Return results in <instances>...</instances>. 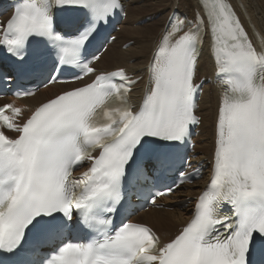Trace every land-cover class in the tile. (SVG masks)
Returning a JSON list of instances; mask_svg holds the SVG:
<instances>
[{
  "label": "snow or ice",
  "instance_id": "snow-or-ice-1",
  "mask_svg": "<svg viewBox=\"0 0 264 264\" xmlns=\"http://www.w3.org/2000/svg\"><path fill=\"white\" fill-rule=\"evenodd\" d=\"M200 7L192 21L170 18L138 107L128 98L137 81L124 68L98 72L100 56L85 55L122 10L120 0H17L0 22V50L25 66L23 77L6 83H54L53 72L74 68L75 80L92 78L27 115L13 103L0 106L4 264H264V36L254 43L258 33L250 36L230 0H201ZM205 26L221 88L211 175L191 218L161 244L148 226L126 218L117 225L115 217L173 167L200 123L194 77ZM85 162L88 169L74 176ZM194 178L181 171L179 182L148 198L155 204Z\"/></svg>",
  "mask_w": 264,
  "mask_h": 264
},
{
  "label": "bare ground",
  "instance_id": "bare-ground-1",
  "mask_svg": "<svg viewBox=\"0 0 264 264\" xmlns=\"http://www.w3.org/2000/svg\"><path fill=\"white\" fill-rule=\"evenodd\" d=\"M235 6L238 14L237 5L241 4L244 8V17L240 14L242 22L249 34L253 32L264 36V0H230ZM126 17L120 31L116 34L115 41L106 49L97 61L96 68L98 72H108L124 68L128 75L134 74L135 77L142 76L149 58L155 49L156 41L161 38L164 32L163 27L168 15L173 12L186 14L192 21L197 10H200L197 0H128L126 3ZM246 19V20H245ZM146 20L144 25H138L141 21ZM137 39V41H135ZM130 43L127 48L124 45ZM198 61L197 80L206 79L214 72L209 61L207 50L204 48ZM143 80L139 81L131 94L134 97L142 88ZM84 83V82H82ZM60 86L53 85L37 95L26 98L21 101L12 102L15 106L25 110V115L30 110H34L42 103L54 98L65 90H70L82 84ZM217 94L215 88L206 85L203 88V94L200 99L198 116L200 126L198 127L197 147L195 152L198 159H210L208 154L213 147V128L217 115ZM204 182L194 183L193 186L183 187L182 192H175L173 199H166L165 202H179L183 198L191 197L198 194ZM191 206L186 205L183 208L173 210H156L150 209L138 215L135 220L149 225L155 235L159 237L161 243L169 242L177 234V229L183 226L188 220Z\"/></svg>",
  "mask_w": 264,
  "mask_h": 264
},
{
  "label": "rangeland",
  "instance_id": "rangeland-1",
  "mask_svg": "<svg viewBox=\"0 0 264 264\" xmlns=\"http://www.w3.org/2000/svg\"><path fill=\"white\" fill-rule=\"evenodd\" d=\"M143 21H145V22L142 23ZM143 21H141L138 25H139V26H140V25H144V24L146 23V20H143ZM135 41H137V39H136Z\"/></svg>",
  "mask_w": 264,
  "mask_h": 264
}]
</instances>
